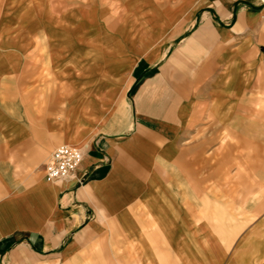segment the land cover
Segmentation results:
<instances>
[{
	"label": "crops",
	"instance_id": "crops-1",
	"mask_svg": "<svg viewBox=\"0 0 264 264\" xmlns=\"http://www.w3.org/2000/svg\"><path fill=\"white\" fill-rule=\"evenodd\" d=\"M71 3L0 0V264H264V0Z\"/></svg>",
	"mask_w": 264,
	"mask_h": 264
},
{
	"label": "built area",
	"instance_id": "built-area-1",
	"mask_svg": "<svg viewBox=\"0 0 264 264\" xmlns=\"http://www.w3.org/2000/svg\"><path fill=\"white\" fill-rule=\"evenodd\" d=\"M83 159L84 152L79 146L69 144L57 146L45 167L46 180L55 182L73 176Z\"/></svg>",
	"mask_w": 264,
	"mask_h": 264
},
{
	"label": "rangeland",
	"instance_id": "rangeland-1",
	"mask_svg": "<svg viewBox=\"0 0 264 264\" xmlns=\"http://www.w3.org/2000/svg\"><path fill=\"white\" fill-rule=\"evenodd\" d=\"M68 1V0H67ZM72 1L74 0H69L70 3H59V0H49V4H48V11H49V14H50V17L51 19H54V33L52 34V36L54 38H57L58 36V33L56 32V23H58V19L57 17L60 16L59 13L62 12V9L63 7L65 8H73L74 6L72 5ZM82 7H88V6H82ZM105 7H109L111 8L112 12L117 15V14H120L122 12V8L120 5H109V6H105ZM92 18V17H91ZM87 16H84L82 19H80L79 21V25L84 29L85 31V36H88L89 34L91 33H94L95 32V29H96V26H95V22L93 19H91ZM68 23V21L66 22ZM120 23L119 20H113V24H114V27H116L118 24ZM66 32H68L69 35H73V28L72 27H67L66 28ZM70 145V144H69ZM72 145V144H71Z\"/></svg>",
	"mask_w": 264,
	"mask_h": 264
}]
</instances>
